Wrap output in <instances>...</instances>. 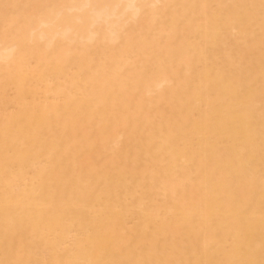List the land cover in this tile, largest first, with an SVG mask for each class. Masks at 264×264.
<instances>
[{
    "label": "bare ground",
    "instance_id": "obj_1",
    "mask_svg": "<svg viewBox=\"0 0 264 264\" xmlns=\"http://www.w3.org/2000/svg\"><path fill=\"white\" fill-rule=\"evenodd\" d=\"M0 264H264V0H0Z\"/></svg>",
    "mask_w": 264,
    "mask_h": 264
}]
</instances>
